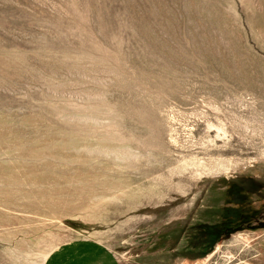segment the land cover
Wrapping results in <instances>:
<instances>
[{"label":"rangeland","instance_id":"1","mask_svg":"<svg viewBox=\"0 0 264 264\" xmlns=\"http://www.w3.org/2000/svg\"><path fill=\"white\" fill-rule=\"evenodd\" d=\"M86 238L264 264V0H0V264Z\"/></svg>","mask_w":264,"mask_h":264},{"label":"crops","instance_id":"2","mask_svg":"<svg viewBox=\"0 0 264 264\" xmlns=\"http://www.w3.org/2000/svg\"><path fill=\"white\" fill-rule=\"evenodd\" d=\"M46 264H120V261L105 244L86 238L58 247Z\"/></svg>","mask_w":264,"mask_h":264},{"label":"bare ground","instance_id":"3","mask_svg":"<svg viewBox=\"0 0 264 264\" xmlns=\"http://www.w3.org/2000/svg\"><path fill=\"white\" fill-rule=\"evenodd\" d=\"M223 166V165H222Z\"/></svg>","mask_w":264,"mask_h":264}]
</instances>
